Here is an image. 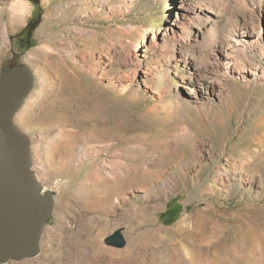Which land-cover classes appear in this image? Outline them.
Here are the masks:
<instances>
[{
  "label": "rangeland",
  "instance_id": "rangeland-1",
  "mask_svg": "<svg viewBox=\"0 0 264 264\" xmlns=\"http://www.w3.org/2000/svg\"><path fill=\"white\" fill-rule=\"evenodd\" d=\"M23 62L56 207L4 264H264V0H0V70Z\"/></svg>",
  "mask_w": 264,
  "mask_h": 264
},
{
  "label": "water",
  "instance_id": "water-1",
  "mask_svg": "<svg viewBox=\"0 0 264 264\" xmlns=\"http://www.w3.org/2000/svg\"><path fill=\"white\" fill-rule=\"evenodd\" d=\"M36 82L35 69L27 62L0 70V264L41 253L44 230L56 207L54 192L34 169L33 139L15 120ZM122 230L106 242L124 247Z\"/></svg>",
  "mask_w": 264,
  "mask_h": 264
},
{
  "label": "trees",
  "instance_id": "trees-1",
  "mask_svg": "<svg viewBox=\"0 0 264 264\" xmlns=\"http://www.w3.org/2000/svg\"><path fill=\"white\" fill-rule=\"evenodd\" d=\"M33 23L29 26L30 32L33 30ZM29 33V32H28ZM182 213V206L179 200H173L168 204L167 209L163 212L162 218L166 223L173 224L175 223Z\"/></svg>",
  "mask_w": 264,
  "mask_h": 264
},
{
  "label": "bare ground",
  "instance_id": "bare-ground-1",
  "mask_svg": "<svg viewBox=\"0 0 264 264\" xmlns=\"http://www.w3.org/2000/svg\"><path fill=\"white\" fill-rule=\"evenodd\" d=\"M19 4H20V5H19L20 7L23 6V5H21V2H20Z\"/></svg>",
  "mask_w": 264,
  "mask_h": 264
}]
</instances>
